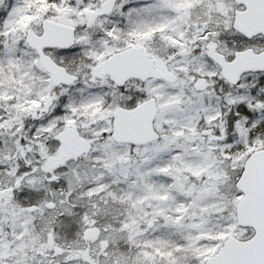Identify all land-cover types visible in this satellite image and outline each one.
<instances>
[{"label": "snow or ice", "instance_id": "snow-or-ice-1", "mask_svg": "<svg viewBox=\"0 0 264 264\" xmlns=\"http://www.w3.org/2000/svg\"><path fill=\"white\" fill-rule=\"evenodd\" d=\"M0 264H264V0H0Z\"/></svg>", "mask_w": 264, "mask_h": 264}]
</instances>
